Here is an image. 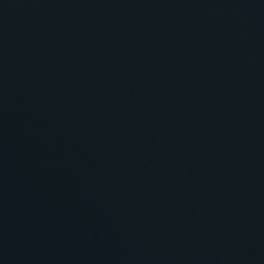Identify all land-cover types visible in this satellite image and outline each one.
<instances>
[{
  "label": "water",
  "instance_id": "95a60500",
  "mask_svg": "<svg viewBox=\"0 0 264 264\" xmlns=\"http://www.w3.org/2000/svg\"><path fill=\"white\" fill-rule=\"evenodd\" d=\"M0 264H264V0H0Z\"/></svg>",
  "mask_w": 264,
  "mask_h": 264
}]
</instances>
